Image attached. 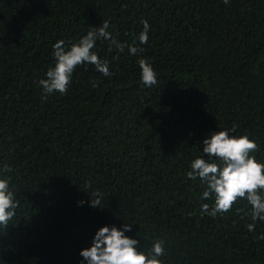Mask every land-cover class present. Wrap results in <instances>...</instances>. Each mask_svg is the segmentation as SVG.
<instances>
[{
	"label": "trees",
	"instance_id": "1",
	"mask_svg": "<svg viewBox=\"0 0 264 264\" xmlns=\"http://www.w3.org/2000/svg\"><path fill=\"white\" fill-rule=\"evenodd\" d=\"M104 21L126 45L95 42L111 75L85 62L66 93L46 94L54 44ZM220 130L247 135L264 163V0H0V179L19 202L0 226V264H87L96 232L125 223L138 251L162 242L163 264H264V220L247 199L212 216L214 194L187 176Z\"/></svg>",
	"mask_w": 264,
	"mask_h": 264
},
{
	"label": "clouds",
	"instance_id": "2",
	"mask_svg": "<svg viewBox=\"0 0 264 264\" xmlns=\"http://www.w3.org/2000/svg\"><path fill=\"white\" fill-rule=\"evenodd\" d=\"M225 3L228 0H224ZM144 29L139 36L140 44L148 41L149 25L142 21ZM109 24L104 21L98 28L90 27L87 35L83 36L77 43L69 48L65 47L63 40L57 41L53 46L55 64L46 72V79H41L39 84L46 94L54 91L61 94L66 93L71 75L74 69L85 62L95 65L97 71L105 76L111 75L109 62L101 60L91 50L95 42L100 39H108L115 48L123 52L125 44L111 37L107 31ZM130 54L136 55L143 51L136 46H128ZM141 79L144 85L152 86L157 83V76L151 64L145 59L139 60ZM95 86V82H94ZM203 153L205 158H196L191 163V171L187 173L188 178L195 179L199 176L206 182L207 190L202 194V199L215 196L214 207L209 212L207 203L202 205V212L215 216L220 212H228L238 198L247 199L252 206L251 218L264 220V198L259 192L264 190V163L250 155L257 150V144L247 135L231 136L228 131L220 130L212 133L203 141ZM215 159H219L218 165ZM6 171H11L6 167ZM99 196V193L96 194ZM83 203V202H81ZM100 205V200H91L93 208ZM19 202L15 200L13 191L9 188L8 179H0V226L6 228L9 221L15 215V209ZM249 231L254 229V224L248 225ZM131 231V224L125 223L123 230L116 226L101 227L93 238L90 248L82 249L81 256L87 264H163L158 257L164 255L162 242L157 240L148 254L138 251L137 240L129 238L124 233Z\"/></svg>",
	"mask_w": 264,
	"mask_h": 264
}]
</instances>
